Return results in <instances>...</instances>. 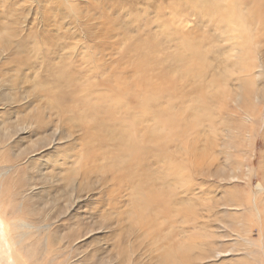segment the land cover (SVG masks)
<instances>
[{
	"label": "rangeland",
	"instance_id": "1",
	"mask_svg": "<svg viewBox=\"0 0 264 264\" xmlns=\"http://www.w3.org/2000/svg\"><path fill=\"white\" fill-rule=\"evenodd\" d=\"M240 1L0 0V92L2 94L0 129L3 123L11 125L8 129L11 137L0 144V156L7 155L6 162L4 160L0 162V183L8 179L3 183L7 185L9 181L12 182L11 178L14 180L18 175L21 180L27 177L28 179L25 178V180L30 184L35 182L34 185L28 186V193L26 192L28 197L22 198V195H15L11 202L0 198V236L3 242L0 245V264H54L57 261L63 264L66 262L68 264H131L134 256L139 253L141 255L137 260L141 262L140 264L156 262L154 259L156 252L154 253L148 242L151 237H139L141 230H139L138 222L141 221L140 207L147 204L154 205L152 195L147 192L152 188L145 181L141 183V178L146 174L148 164L153 171L154 169L158 171L159 164H154L148 159L137 167V171L133 170L127 176V179L134 182L133 185L129 188L123 186L124 184L115 185L111 180L115 178L113 170L106 173L104 168L99 170L104 161L109 163V159L99 161L87 153L84 145H81L84 143L85 130L76 121L72 122L70 133L61 134L59 129L67 126L64 123V126L57 129L56 135H53L55 126H52V122L53 125L55 122L48 120L50 123L48 122V128L45 131L46 144L41 145L42 136H39L34 128L39 123L34 121L33 115L42 105L46 90L51 89L47 88H53L52 85L57 84L54 81L56 80L54 74L58 71L56 69L61 66L65 75H71L73 80H77L75 70L82 69L85 64H90L92 67L96 65L100 67L97 72L98 77L92 75L90 80L96 87L100 80L98 89L109 87L108 78L111 76L109 79H112L114 74L117 75L114 70L125 72L122 76H126L128 80L137 72L150 80L149 87L152 91H164L159 94V96L162 95L160 97L162 103L169 99L177 107L182 108L189 103L192 83L199 87L205 79H211L212 73L220 72L223 63L228 66V70L232 71L231 75L227 73L230 77H226L225 80H228V83L225 85L227 84L226 88L231 95L228 97V103L226 102L227 109L230 107L233 109H226L224 113L230 114L228 117L234 121V135L230 138L235 142L231 146L233 151L225 150L220 146L229 140L227 138L225 140L227 133L221 132L220 128L217 107L226 101L221 100L214 108L218 135L210 134L205 141L206 144L199 142V145L203 143L201 150L207 157L204 154L192 155L189 160V169L195 168L197 173L200 172V168L203 172L207 170L212 172L217 169L218 162H221L223 167L225 164L227 167H232L231 169L226 167L225 171L222 167L218 170L219 172L217 171L221 176L217 174V177L207 180H203L202 176L187 177L185 175L186 180L190 181L189 184L195 187L191 195H184L182 189L168 186L173 190L170 193V210L172 206L179 209L187 207L188 221L191 222L196 216H200L199 221L202 220L205 223L206 229L200 230L196 221L197 226L192 222L190 228V223L184 226L185 230L188 228L187 231L179 232L182 230L178 227V224L179 226L181 224L178 222L182 220L180 219L182 215L179 214V218H176L178 222H171L174 224L173 228H168L167 231L164 229L162 233L159 231L163 236L160 244L162 248L168 245L167 247L175 248L176 251L179 246L191 242L201 244L210 241L211 247L214 246L217 250L228 249L230 245L234 252L231 249L225 254L220 253L215 260L210 258L202 264H234V261L237 262L236 264H248V261L250 264L262 263L261 258H258L264 255V212L259 219L256 208L258 211L264 209V191H258L256 187L259 177L254 170L260 165L264 167V103L255 102L257 105L243 106L242 109L241 99L236 95L240 88L237 86L242 80L248 82L245 84L254 87L253 89L257 92L263 87L264 34L257 35L255 38V36L251 37V32L245 31L244 21L249 23V15L246 11L247 6H242ZM234 3L237 6V14L231 9ZM194 52L199 55V60H202L204 64V60L208 62V75L201 81L190 77L189 81L184 82L183 69L186 64L189 65V60L196 57ZM242 65L245 67L251 65V68L246 72L236 73V70H240L235 67ZM53 70L56 71L53 72ZM176 78L183 80L180 81L177 91L174 86ZM3 79L14 80L15 86L11 91L7 90L6 87L10 86L4 83ZM81 79L83 78L81 77L78 81L80 82ZM10 92H12V100L9 104L6 101L10 100ZM74 93L75 100L83 94L79 90ZM133 100L132 96L126 98L130 109L134 107ZM65 102L71 104L74 100L71 101V98L67 97ZM229 104H231L230 107ZM259 107H262V113L258 117L255 112ZM243 110L254 118H245ZM44 118L46 119V115ZM237 121H241L239 128L242 132L235 129ZM239 141L242 143H238ZM108 145L106 144V147L104 145L103 149H110L111 146ZM230 152H235L233 157L230 156ZM17 159L19 161L17 163L23 165L24 170L17 166L15 161ZM62 159H66L67 162H63ZM73 160L76 161L74 172H79L80 177L78 175L75 177L76 180L73 178L70 182L81 186V190L71 194V186L65 185L69 180L68 174L65 171L62 172L63 174L58 173L57 170H60L58 169L60 163H63L61 167L69 169ZM164 166L160 173L168 174L167 160ZM90 170L92 174L82 180L81 176ZM116 172L124 175L123 171ZM229 173L235 177H222ZM168 176L171 182L174 175ZM137 185L142 191L141 200L132 195V186ZM18 196L20 198H16ZM17 205L18 208H16ZM34 205L36 207H33ZM23 206L26 207L23 210L26 220L31 223L37 219V216L44 213L46 216L55 215L58 219L47 227L54 229L51 232L44 228L39 234L25 238L18 248L24 247L23 253L27 258L20 263L14 251L4 242L2 232L5 231L4 222L15 216L20 218L21 214L16 215L13 211L18 209V213ZM32 211L36 213H30ZM154 211L155 208L152 206L151 212ZM89 213L92 217L88 215ZM168 215V218L172 220V215ZM41 223L45 224L46 221L41 219ZM191 228L196 231L195 234L191 233L193 232ZM52 232L63 235L65 241H70L69 238H71V248H62L59 240L51 236ZM120 232L125 235L123 236ZM237 232L240 233L239 237ZM226 233L229 236H226ZM118 235L119 239L116 237ZM119 245L122 246L121 251ZM46 249L50 250V253H47ZM145 250H147L146 255L143 254V256L142 253H145ZM248 252H252L254 260L246 258ZM121 253L126 257L121 256ZM120 256L121 259L126 258L125 262L123 259L121 262ZM171 256L175 255L171 254ZM147 259L151 260L147 261ZM133 264L136 263L133 262Z\"/></svg>",
	"mask_w": 264,
	"mask_h": 264
},
{
	"label": "bare ground",
	"instance_id": "2",
	"mask_svg": "<svg viewBox=\"0 0 264 264\" xmlns=\"http://www.w3.org/2000/svg\"><path fill=\"white\" fill-rule=\"evenodd\" d=\"M240 3L242 4V6H247L246 11H247V14L249 15V23L247 21H244V24L246 26L245 31L251 32V37L255 36V38L257 35L264 34V0H241ZM231 9L232 11L235 12V14H237L238 11H237V6L235 3L231 5ZM194 55L196 57H194L193 60H189V65L186 64V66L183 69L184 70V78H183L184 82H187L186 80L189 81L190 77L195 78L197 81H201L208 75V71H209L208 62L204 60L206 64L205 65L202 60H199L200 57L196 52H194ZM87 66H91V67H87ZM227 67L228 66L224 65L223 63V68H221V71L212 73L211 79H208V78H207L208 80L205 79V82L204 83L202 82L199 87L196 86L193 82L192 83L193 86L191 87V90L189 92V103L187 106L181 108V107H177L175 103L169 99H166V101L162 103L160 99L162 95L159 96V94L163 90H160L159 92L152 91L149 87L150 80H148L145 76H142L141 74H137V72L134 73L131 78H129L130 80H128L126 76H122V74H125V72L121 73V70H114V72H116L117 75L113 73L114 74L113 78L109 79L111 76L108 78L109 87L105 89L103 88L98 89L97 87L100 85L99 83L100 80H98L99 85L96 87L95 83H93V81L90 80V77L92 75H95L96 77H98L97 72L100 67H96V65L92 67V65L90 64H85V66L82 69L79 68V70H75V74L78 76V79H80L81 77L83 78L79 82L78 79L73 80V77L71 75H65L62 72V67L60 66L58 69H56L58 71L54 74L56 77V80L54 81L57 82V84L56 85L53 84L52 85L53 88L52 87L47 88V89L49 88L51 89L46 90L47 93L46 95L44 94L42 105L39 106L38 110L33 115L34 121L36 123H39V125L34 126V128L38 131L39 136H42L41 137V140L43 141L41 144L42 146H45L46 144L44 141L47 140L45 137L46 136L45 131L48 128V122L50 123V121L52 120H54L55 122V125H53V122H52V126H55L54 131L51 130L53 131V135H56L57 129L59 127L64 126L65 124H67L65 128L62 127L61 129H59L61 134L70 133V126H72V122L74 121L78 122V124L82 126L81 128L85 130V133L83 131V133L85 134V137L83 140L84 143H82L81 145H84L87 153H89L90 156L93 157V159L97 158L99 161L109 159V163H106L105 161L104 163L101 162L102 163V165H100L101 167L100 166L98 167H100L99 170H101V168H104L105 173L110 170H113V175L115 178L111 180L113 181L115 185L120 186L124 184L123 186H126L127 188L133 185L134 182L130 181V179H127V176L130 173H132L133 170L137 171L138 170L137 167L148 159H150V161L152 160L154 164H157V163L159 164L158 171L154 169L156 167L153 168L154 169L153 171L150 167L151 165L148 164L147 172L141 178V183L145 181L152 188V190H148L147 192L150 195H152V201L154 202V205L148 206V204L144 202V204L146 203L147 205L145 206L142 205L140 207L141 208V211H140L141 221L138 222L140 223V226H138L139 230H141V232L138 230L140 232V234L138 232L139 237H147V238L151 237V239L148 240V242L152 246L154 253L156 252L154 254L155 258L153 257L154 259H156V262H154L153 264H202L203 262H205L206 260L210 258L215 260L219 256L220 253L225 254V252H230L231 249L234 252L233 248H231L230 245L228 246V249L224 245V248H226L225 250L223 248L221 249L222 251L219 249L217 250L214 246L211 247L210 241L207 243H201V244H199L198 242H197L198 244L196 242L192 244L191 242L187 245L179 246L178 250L176 251H175V248L173 249V248L167 247L168 245L162 248L160 242L163 239V236L162 234L159 233V231H161V233L164 232V229H166L165 231H167L168 228L170 229L173 228L174 224L171 222H174V223L178 222L176 221V218L179 216V214L182 215V218H180L182 220L178 222V223H181L180 226L178 223H176L178 224V227L182 229V230H179V232L185 230L184 226H186L189 223H190L189 228L192 226L193 223H195L196 225V221L198 223V227L200 230L203 231L206 229V226H204L205 223L202 220L199 221L200 219L198 217L200 216H196L194 220H192L191 222L188 221L186 217L189 214L187 207L179 209V208H174L172 206V210H170V198H171L170 193H172L173 190L169 189V187L180 188L182 189V192L184 193V195H191L195 187L194 185L192 186L191 184H189L190 181H188V179L186 180L185 178L186 176L187 177H189L190 175L197 176V177L202 176L203 180H207L209 178H214L218 174L219 172L218 170L223 167L221 162H218L216 158V161L218 162L216 164L217 169L212 172L208 170L203 172V169L200 168V172L197 173L196 171L197 169L195 168H194L195 170L189 169L190 157L192 155L204 154L203 150L201 149L203 147V143L206 144L205 141L206 139L208 140V136L210 134H215L214 136L218 135V129L215 123L216 116H215L214 108L217 105V103L221 100H226V101L218 105L217 113L219 117L221 132H224V133L226 132L227 134H226L225 140L226 138L229 140H227L224 144L220 146H222V148L225 150L231 149V151H233L231 146H232V143H235V142L233 141V139H230V138L234 135V130H233L234 121L228 117L230 114L224 113V111L228 108L227 107L228 97L231 96L229 95V91L226 88L227 84L225 85V83H228L227 82L228 80L227 81L225 80L226 77L228 76L227 73L231 75L230 72H232L228 70ZM125 68H127V66ZM235 68H239L240 70V71L236 70V73H241L244 71L245 72L248 71L251 68V65L247 67L243 65L241 67L236 66ZM55 71L53 70V72ZM183 80L182 78L175 79L176 82L174 81L175 82L174 86H175L176 91L180 85V81H183ZM3 82L10 86V87H6L7 90L9 91H11L13 87L15 86V83H13L14 80L9 81L7 79H3ZM245 83L247 84L248 82H244L242 80V82H240V85L237 86V87L240 86V88L238 89L239 92L236 95L239 97V99H241L240 107L242 108L243 106L257 105L256 103H259V104L264 103V84H263L262 89L259 92H257L253 89L254 87H249ZM1 86H3V84ZM42 90H45V88H42ZM76 90H79V92H83V94H81V96L75 100L74 92ZM11 93L12 92H10L9 94L10 100L6 101V103H9V104L11 103V100H12ZM128 96L130 97L132 96V98L134 99L133 101L135 104L132 109L128 107L129 104L127 105V102H126V98ZM1 97H2V94L0 92V98ZM67 97L71 98V101L74 100V102L71 104H66L65 101ZM239 99H237V101ZM230 105L231 104H229V107ZM230 109H233V108L230 107L227 110H230ZM255 113H256L255 115L259 117L262 113V107L257 108ZM45 115H46V119L44 118ZM243 115L245 118H248V119L253 117V116H249L244 110H243ZM30 124L32 125L33 123H30ZM235 124H236L235 129L238 131L240 130V132H242V130L239 128L241 126L240 125L241 121L240 122L237 121ZM10 126H11L10 123L8 125L3 123V125L1 126L0 144L4 143L6 139L8 140V138L11 137V133L8 132V129ZM199 142H203V143L199 145ZM238 143H240V141ZM106 144L107 145L110 144L108 146H111V148L108 150L103 149L104 147H106ZM218 149L222 151L221 148L218 147ZM233 149L235 150V147H233ZM230 153H231L230 156L233 157L232 155L235 152H230ZM204 155L206 156V154ZM91 157H90V160H92ZM2 160L6 162L7 155L4 154V156H0V162H2ZM154 160L156 162H154ZM166 160L168 164L169 173L161 174L160 172L162 169H164ZM212 160H208V161H212ZM15 161L16 163L19 162L18 159ZM62 161L65 162L66 159L65 160L62 159ZM13 162L11 163L12 165L14 164ZM212 162H213L212 164H214V160ZM17 164H18L17 166L21 167L20 169L22 170L25 169L23 165H20V163H17ZM62 164L60 163V166H58V169L60 170H57V172L62 173L63 171H65V173L68 174V178H69V180L65 183V185L67 187L71 186L70 188L71 194H73V192L78 193L81 190V186L74 185L75 183L72 184V182H70V179H73L78 175L80 177L79 172L78 173L74 172V169H75L74 165L76 164V161L75 160L71 161V167L69 169H66L65 167H61ZM233 165H234V168H236V165L235 164ZM85 167H86V163H85L84 168ZM226 167L227 166L225 164V167H223L222 169L225 171ZM228 167L227 169H229ZM133 168H137V169H133ZM116 171H123L124 175L122 176ZM254 171L256 175L259 177V181L256 184V187L258 188V191H264V167L260 165L258 169ZM91 172L92 170L84 173L83 174L84 176L82 175L81 179L83 180L85 179V177L90 176L92 174ZM168 175H174V178L171 182H169ZM218 175H220V173ZM18 176L14 180L13 178H11L10 180H12V182L9 181L7 185L3 183L6 182L8 179L0 183V198L1 197L5 198L6 202L7 201L11 202V200L14 198L13 196L15 195H22V198L27 196V193H28L27 190H29L28 186L34 185L35 183V182H31L30 184L26 182L25 180V178L28 179L27 177H24V180H21L19 179L20 177ZM222 177L223 178H227V177L234 178L235 176L232 173H229V174H226V176H222ZM141 193H142L141 188L138 185L132 186V195L133 196L135 195V198H137L138 200H141L142 199ZM16 198H20V196ZM1 201L5 202L4 200H1ZM20 204L22 207V203ZM152 206L153 208H155L154 212H151ZM21 207L19 209L21 210L20 212L17 213L18 209L13 211V213L16 215L20 216L21 214L20 218H16L15 216L14 218H10V220H7L6 222H4L5 231L2 232L4 234L3 235L4 240H5L4 242L8 245L10 249H12V251H14L20 263H22L23 261H26L24 259L27 258L26 255L23 253L24 247L22 246L21 248H18L19 245L22 244L23 241H25V238L27 236H33L34 234H39L40 230L44 228L46 229L47 227L51 226V224H53L58 219L57 216L55 215L46 216V214L44 213L40 216H37L36 217L37 219L36 220L34 219L33 222L31 223L29 220H26V215L23 211L26 207L23 206L22 209ZM33 207H36V206L34 205ZM16 208H18V205L16 206ZM33 212L34 211L30 213L33 214ZM256 212H257L259 219H261L262 218L261 213L264 212V209L258 211V208H256ZM34 213H36V211ZM168 214L172 215V220L168 218L169 216ZM88 215H91V214L89 213ZM93 218H94V215H93ZM41 219L45 220L46 223L42 224ZM87 219H89L88 216H87ZM218 227L220 228V226ZM52 230L54 229L47 228L48 232H51ZM86 230L87 229H85V231ZM187 230L188 228H186L185 231ZM191 231H193L192 228H191ZM195 232L196 231H193L191 233L195 234ZM120 233L122 234L123 232H120ZM122 235L124 236L125 234H122ZM239 235L240 233L237 232L238 237ZM51 236L59 240L58 242H60V246H62V248H66V249L71 248L70 246V241L72 240L71 238H69L70 241L69 240L65 241L63 239V235L58 234L57 232H52ZM221 236L223 237V234ZM226 236H229V235L227 234ZM116 237H118L119 239V235ZM124 239L126 240V238ZM60 240H62V242ZM208 240L210 239L208 238ZM117 241L119 242V240ZM211 241H212V238H211ZM2 243L3 242L1 241V236H0V245H2ZM207 245H210V246L208 247ZM114 246L115 245H113V247ZM169 246H171V244H169ZM121 247L122 246H120V248ZM138 247L139 246H137V248ZM216 247L218 246L216 245ZM121 250L122 248L120 249V251ZM147 250L144 251L145 253L141 252L142 255L143 254L146 255ZM46 251L47 253H50V250L46 249ZM148 253L150 254L149 251ZM170 253L174 254L175 256H171ZM251 253L252 252L250 253L248 252V254H246V258H250L254 260L252 258ZM134 254L135 253H133V255ZM120 255L126 257L125 255H122V253ZM140 255L141 254L139 253L138 255L134 256L131 264H133V262H135L136 264H140L141 262L137 260V258L140 257ZM121 256H120V259H121ZM124 257L122 258L123 260L126 259ZM147 257H149L148 254H147ZM116 258H117V255H116ZM131 258H132V255H131ZM142 258L143 257L141 256V259ZM122 259H121V262L123 261ZM258 259H260L262 262L260 264H264V255L263 256L260 255ZM148 260L149 259H147V261ZM238 260L239 259H237V261ZM57 262L54 264L61 263V262H58V263ZM236 263L237 262L234 261V264ZM66 264H68V262H66ZM248 264H250L249 261H248Z\"/></svg>",
	"mask_w": 264,
	"mask_h": 264
}]
</instances>
